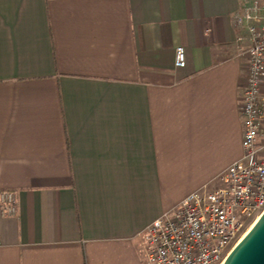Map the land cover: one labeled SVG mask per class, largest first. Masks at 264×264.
Wrapping results in <instances>:
<instances>
[{
    "label": "crops",
    "instance_id": "1",
    "mask_svg": "<svg viewBox=\"0 0 264 264\" xmlns=\"http://www.w3.org/2000/svg\"><path fill=\"white\" fill-rule=\"evenodd\" d=\"M255 2L0 0V264H145L149 225L243 154Z\"/></svg>",
    "mask_w": 264,
    "mask_h": 264
},
{
    "label": "built area",
    "instance_id": "2",
    "mask_svg": "<svg viewBox=\"0 0 264 264\" xmlns=\"http://www.w3.org/2000/svg\"><path fill=\"white\" fill-rule=\"evenodd\" d=\"M235 20L246 30L239 41L248 58L240 100L243 154L219 186L191 193L149 225L142 235L145 264H223L264 213V5L246 6ZM174 66H186L183 47L176 48ZM0 207L4 216H16V195L0 191Z\"/></svg>",
    "mask_w": 264,
    "mask_h": 264
},
{
    "label": "water",
    "instance_id": "3",
    "mask_svg": "<svg viewBox=\"0 0 264 264\" xmlns=\"http://www.w3.org/2000/svg\"><path fill=\"white\" fill-rule=\"evenodd\" d=\"M223 264H264V213Z\"/></svg>",
    "mask_w": 264,
    "mask_h": 264
},
{
    "label": "rangeland",
    "instance_id": "4",
    "mask_svg": "<svg viewBox=\"0 0 264 264\" xmlns=\"http://www.w3.org/2000/svg\"><path fill=\"white\" fill-rule=\"evenodd\" d=\"M211 190H213V189H211ZM210 190V191H211ZM257 219H255L254 221H251L250 223H249V226L247 227V230H246V232H248L249 231V229H250V227H252L255 223V221H256ZM254 223V224H253ZM253 224V225H252Z\"/></svg>",
    "mask_w": 264,
    "mask_h": 264
},
{
    "label": "bare ground",
    "instance_id": "5",
    "mask_svg": "<svg viewBox=\"0 0 264 264\" xmlns=\"http://www.w3.org/2000/svg\"><path fill=\"white\" fill-rule=\"evenodd\" d=\"M252 227H253V226H252ZM252 227H251V228H252ZM251 228H250V229H251ZM250 229H249V230H250ZM246 234H247V233H246Z\"/></svg>",
    "mask_w": 264,
    "mask_h": 264
}]
</instances>
